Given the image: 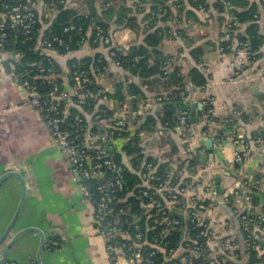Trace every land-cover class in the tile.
<instances>
[{
	"label": "crops",
	"instance_id": "obj_1",
	"mask_svg": "<svg viewBox=\"0 0 264 264\" xmlns=\"http://www.w3.org/2000/svg\"><path fill=\"white\" fill-rule=\"evenodd\" d=\"M64 1L69 7L87 9V5L82 4L83 0ZM183 1L180 19L177 17L178 10H168L160 14L153 23L147 18L151 8L147 4L134 9L135 20L129 23L131 25H127V21V24L118 26L113 19H108L111 45L118 48L124 56L132 48L144 46L152 55V64L155 53L166 58L169 62L168 77L180 79L181 88L189 90L186 102L191 113L195 114L203 109L210 100L213 119L199 122L195 118L196 122L190 126V130L196 134V141L185 139L174 128L166 129L171 117L164 115L160 105L158 107V99L169 89L167 80L144 79V85L140 87L144 98L135 99L134 102L137 110L140 101L146 102L147 109L141 116L138 113L140 119L133 116L129 137L118 139L115 150L125 146L127 139L132 138L141 148L142 161L137 160L136 154H119L123 166L133 174L140 177L144 169L150 166L152 173H163L166 178L178 180L179 185L194 184L199 188L200 194L203 193L204 186H209L215 195L205 201L208 206L206 222L214 229V233L220 232L221 236L238 245L239 262L245 264L241 253L244 242L241 227L231 202L235 192L245 184L255 178L264 181V146L251 150L242 164H236L233 161V147L222 145L214 148L211 139L220 135L218 133L225 123L237 122L232 129L234 136H228L238 139L251 137L264 129V0H230V5H224L221 10L209 1L203 11L194 10L188 0ZM242 2H247L248 6H244ZM43 6V2L38 4L40 15L43 13ZM251 6L256 11L254 21L237 20L231 15V12H236L247 17ZM188 13L190 16L186 17ZM54 16L52 13L49 18L43 17L49 23L44 24L42 31L47 29ZM234 20L235 32L227 37L225 24L233 23ZM250 28H254L256 36L263 42L254 49V64L236 78L230 66L231 50L220 52L218 48L220 44L227 42L234 46L239 40L237 38L246 36ZM158 30V45L148 46L147 36ZM96 54L108 62L104 76L98 80L106 91L112 93L117 83L134 80L126 70L112 63L109 50L104 47L94 48L85 44L74 53L60 55L51 52L49 57L61 68L64 86L69 90L71 82L65 77L69 63L72 60L80 62L86 57L93 58ZM6 58L7 55H0V177L12 168H20L25 187L13 177L0 186V236L19 207L22 191L25 195L15 226L0 246V260L5 247L17 232L34 228L40 233L34 231L18 238L10 247L6 262L36 264L44 237L46 240L58 239L61 246L53 251L44 250L40 255L41 264H127L122 259L115 263L108 261L105 253L106 238L96 231L93 204L84 198L74 184L70 164L53 144L51 131L41 113L28 104L24 89L7 75L3 67ZM135 80L137 84L142 82L136 77ZM128 102L131 103L128 107L131 111L134 103L132 100ZM192 106H197L194 111ZM174 115L177 116V111H174ZM92 116L88 114L86 118L90 127L97 124L92 121ZM148 116L153 118L155 125L146 124ZM98 125L107 128L110 122L100 121ZM204 126L209 128L206 130V139L201 134ZM208 141L209 146L206 144ZM249 193L247 191L246 195L249 196ZM223 222L226 225L217 229ZM188 232L187 229L183 231V241L187 240ZM263 250L261 247L258 251L260 256ZM246 264H251L248 259Z\"/></svg>",
	"mask_w": 264,
	"mask_h": 264
},
{
	"label": "built area",
	"instance_id": "obj_2",
	"mask_svg": "<svg viewBox=\"0 0 264 264\" xmlns=\"http://www.w3.org/2000/svg\"><path fill=\"white\" fill-rule=\"evenodd\" d=\"M48 1L49 3L43 6V12L47 16L55 13L57 4L65 3L64 0ZM40 2H44V0H0V55H7L3 67L7 75L24 89L28 104L41 113L45 124L51 131L53 144L70 164L74 184L77 185L84 198L93 204L96 231L106 238L105 253L108 261L115 263L122 259L127 264H240L238 245L221 236L220 232L214 233V229L206 222L205 213L208 212V206L205 205V201L208 197L215 195L214 191L209 186H204L203 193L200 194L197 186L190 185L181 189L182 186L176 184L172 186V178L152 173L150 166H147L141 173L140 178L145 189L140 191L138 198L142 200L141 208L144 210L143 215L146 219L156 217L155 223L160 230L155 234L154 239L146 240V233L142 234L140 231V217H133L128 227H123L118 221L109 220L111 206L115 204L117 194L124 189L121 174L124 169L122 165L116 164L114 154L116 141L129 137L127 134L129 129H124L127 118L125 115L117 116L108 126L110 130L103 134H95L89 130L85 134L68 131L64 126L67 113L65 110H59L60 102L70 103L75 97L76 104L74 106L81 110L87 96L98 100L101 92L89 94L88 90L81 89L73 83L69 90L67 88L58 94L59 87L53 83L52 90L42 96L34 88L33 80H50L55 77L53 60L49 57V53L55 52L51 48V42L58 41L56 36L47 34L45 39L39 40L36 43V49L43 59L26 64L28 70L24 72L25 74L19 71L16 62L20 56L8 53L6 48L9 38L8 31L18 32L20 30L24 36L23 41H28L31 28L36 22L35 18ZM105 7H110V4ZM172 7L175 6L172 5ZM234 25V23L225 24V36H230ZM91 29L95 32L92 41H90L88 33V38H81V44L107 48L112 59L114 53L111 51L113 47L110 33L107 36L100 26ZM219 51L222 52L223 49L219 48ZM255 61V53L248 41L236 43L233 47L230 65L233 76L240 77L246 68L254 64ZM106 69L107 67L101 68L96 78L103 77L104 73L100 72H105ZM33 70L37 72L34 77L32 79L25 78ZM72 74L76 80L80 79L79 81L82 83L90 81L85 70H75ZM186 92L189 90L187 89ZM208 102L210 104V100ZM71 104L73 105V103ZM146 106V102L141 101L138 110L132 114V118L138 113L143 114V111L147 109ZM84 115L87 118V114L84 113ZM96 118L99 119V116ZM188 118V111H179L174 130L185 139L196 141V134L190 130ZM196 119L199 122L204 121L203 118L197 117ZM122 132L123 134H120ZM201 134L203 139L207 138L206 130H203ZM211 140L214 148H217L219 144L232 146L234 163L242 164L251 150L264 146V132L247 138L238 139L232 136L225 138L223 136ZM91 185H93V192H91ZM258 188L264 189V181L255 180L245 184L242 189L235 192L231 202L241 227L240 233L244 241L241 253L245 264L251 250H255L258 256V260L251 264H264V258L258 252L261 250V246L257 245V242L263 241L264 238V208L252 206L250 197L246 195L247 191L250 192L252 189ZM151 212H155V215H151ZM178 216L183 218V221ZM183 223L193 225V229L197 230L196 236L191 238L188 234L187 240L183 241L179 251L167 250V243H162L167 236L174 231L191 230L188 227L183 228ZM223 225L226 224L223 222L217 229ZM145 226L147 232L155 229ZM60 246L58 239L46 240V251L56 250ZM149 248L153 250L150 251ZM157 254L161 255V262L155 259ZM4 264L14 263L5 262Z\"/></svg>",
	"mask_w": 264,
	"mask_h": 264
},
{
	"label": "trees",
	"instance_id": "obj_3",
	"mask_svg": "<svg viewBox=\"0 0 264 264\" xmlns=\"http://www.w3.org/2000/svg\"><path fill=\"white\" fill-rule=\"evenodd\" d=\"M7 1H16V0H7ZM58 1V0H57ZM211 1L214 3L215 7L218 10H221L224 5L229 6L230 0H196L195 2L192 0H188L189 5L195 10H204L207 8V3ZM49 3L48 0H44L43 5H47ZM229 3V4H228ZM233 3V2H231ZM243 3V2H242ZM83 5H87V9L83 10L77 9V6L69 7L65 3L57 4L55 16L52 19L51 24L47 27L46 30H43L44 24L49 23L48 19L43 18L47 16L44 12L40 15L37 13V17L35 18L36 22L33 24L30 32V39L28 41H23L24 36L21 31L18 32L8 31V45L7 51L12 55H19L20 58L17 60L16 64L21 73L27 71L26 64L42 60V56L39 55L38 50L36 49V43L41 39H45L46 35L50 34V36H56L58 38L57 42H51V48L53 51L60 55H65L68 53H74L78 51L83 45L81 44V38L87 37L88 33L90 34V41L95 36L94 30L91 28L95 26H100L103 32L108 36L109 35V24L108 19H113L114 23L118 26H122L124 23L131 25V21L135 20V12L134 9H138L139 7H143V5L147 4L151 8H149V13L147 18L150 21L155 23L158 20V16L163 14L168 10H178V18L182 17L181 8L184 6L183 0H83ZM107 4H110V7H105ZM144 5V6H145ZM175 6L174 8L172 7ZM234 5V3H233ZM244 6H248L247 2L243 3ZM235 6V5H234ZM133 9V10H132ZM180 10V11H179ZM98 11L99 14H98ZM256 13L255 8L253 6L248 8V16L242 17L240 14L236 12H231V15L234 16L237 20H247L254 21V14ZM134 14V15H133ZM150 15V16H149ZM190 16L189 13L186 14V17ZM42 22L43 25H42ZM236 23V20L233 22ZM234 26L231 31H234ZM155 31L151 36H147V45L151 47H155L159 43V37L156 36ZM231 36V34H230ZM229 36V37H230ZM88 38V37H87ZM237 42L248 41L252 50H256V48L260 47L262 44V39L256 36V32L254 28H250L249 33L246 36L238 37ZM231 41V40H230ZM234 44V45H235ZM230 45L229 47H227ZM92 47L96 48V45ZM233 45L229 42L220 44L219 48L223 49L225 52L227 49L231 50L233 54ZM218 48V49H219ZM111 51L114 53L112 58V63H115L116 66L122 67L126 70L130 75L134 77V80L131 82H119L115 85V89L112 93L106 91L102 84H99L96 78V75L99 70L103 67H108V62L102 59L99 55H95L92 57H86L84 60L78 62L72 60L68 67L69 71L65 75L67 79H70L71 84L75 83L81 89H85L89 91V94H96L101 92L99 95V99L95 100V98H91L87 96L85 98V104L81 106V110L76 108L74 104H76V98L73 97L70 103L60 102L58 108L60 111H66L67 116L64 121V126L68 129L69 132H74L75 134H85L87 130L91 131L95 134H103L110 129L101 128L98 123L100 121H109L110 123L115 120L117 116L125 115L126 125L124 129H130L131 123L134 119H132V114L137 111L135 106V99H143V92L141 90V86L144 85V79H157L162 78L167 80L168 90L165 92V95H161L158 100V107L164 110V115H168L171 117L166 129H173L176 126L178 112L181 110H186L189 112V126H192L196 122V117L212 120V113L209 112L211 109V105L209 102H206V106L203 109L198 110L195 114L192 112L190 108L187 106L186 98L187 92L181 88L180 79L176 80V78L170 76L168 72V61L166 58H161L159 54L155 53L154 64L150 63L152 55L144 46L134 47L130 50V53L126 56L122 55V52L118 50V48H112ZM53 70L55 73L54 79L50 80H42L37 79L33 80L34 88L42 95H46L53 88V83H56L59 87L58 94L66 90L63 81V73L61 68L53 61ZM75 70H85L87 72V78L90 80L89 82L82 83L79 80H76L73 76V72ZM166 71V72H165ZM37 72L35 70L29 72L25 78L32 79ZM105 73V72H100ZM168 74V75H167ZM175 75V74H174ZM135 77L141 79L142 82L137 84ZM136 81V82H135ZM175 84V85H174ZM178 85V86H177ZM73 86V85H72ZM159 97V96H157ZM128 100H132L134 103V109L130 111L127 106ZM106 101V102H104ZM103 102V104H100ZM141 102V101H140ZM109 105L111 108H109ZM66 106V108H65ZM174 111H177V116L174 115ZM84 113L87 115H93L92 121L97 123L96 125L90 127L88 120L86 119ZM99 116V119L96 117ZM141 116V114L139 115ZM136 114L135 118L139 117ZM96 118V119H95ZM243 119V117H242ZM81 120V122H79ZM152 123L155 125V121L151 116L146 118V124ZM234 124L225 123L223 124V128H221L220 134L218 137L227 138L228 135H233L232 131ZM81 129V130H80ZM209 129L207 126L203 127V130ZM123 131V130H122ZM218 132V131H217ZM263 130L258 131L255 134H263ZM120 134H123L120 133ZM129 134V132L127 133ZM125 146L117 147L114 154V160L116 164L122 165L121 163V155L120 152L125 155L131 156L133 154L137 155V160L139 162L142 161L143 154L141 148L138 143L132 138L127 139ZM222 144H219L221 147ZM117 153V154H116ZM124 171L121 173L124 181V189L122 192L117 194V200L115 204L111 206V212L109 216V220L118 221L120 225L123 227H128V224L133 220V217H140L141 220L139 222L140 231L142 234L146 233V240H153L155 234L159 232L160 228L157 223H155L156 217H152L149 220L146 219L145 215H143L144 210L141 208L142 200H139L140 191L145 189L142 186L141 178L135 174H133L127 167L123 166ZM144 172V171H143ZM161 176H166L165 174L158 173ZM260 181V178H255L253 181ZM188 182V181H187ZM262 182V181H261ZM178 180L172 181V186L176 184L177 186H182L181 188H186L187 186H194V184H181L179 185ZM91 192H93V185ZM251 205L254 207H262L264 208V189H252L249 193ZM151 215H155V212H151ZM174 216V215H173ZM183 221V218L179 217ZM155 228L149 232L146 231V226ZM183 228L188 227L191 229L188 234L189 236L195 237L197 234V230L193 229V225L182 224ZM183 230H178L172 232L169 236H167L162 243H167V250L177 251L184 240ZM257 245H260L264 248V238L263 241L257 242ZM149 250H153L150 249ZM262 258H264V250L261 253ZM257 254L255 250H251L248 254V261L250 263H254L258 260ZM155 259L161 262V255L157 254Z\"/></svg>",
	"mask_w": 264,
	"mask_h": 264
},
{
	"label": "water",
	"instance_id": "obj_4",
	"mask_svg": "<svg viewBox=\"0 0 264 264\" xmlns=\"http://www.w3.org/2000/svg\"><path fill=\"white\" fill-rule=\"evenodd\" d=\"M130 102L127 103V106L130 107ZM197 106H192V111H194L196 109ZM207 146L210 145V141H208L207 143ZM22 169L20 168H12L10 171L4 173L1 177H0V186L2 185V183H4L8 178L10 177H13L15 179H17L19 182H21L23 184V186L25 187V182H24V179L22 176H20V171ZM22 190H24L22 188ZM24 191H22V197H21V202L19 204V207L16 211V213L14 214L11 222L9 223V225L7 226L6 230L1 234L0 236V246L3 244V242L8 238V235L12 232L14 226H15V223L17 221V218L21 212V209L23 207V203H24ZM39 232V230H36L34 228H26L24 230H21L19 232H17L15 234V237H13L10 242L7 244V246L5 247V251H4V255L2 257V259L0 260V264H4L6 261H7V253L10 249V247L12 246V244L18 239L20 238L22 235L24 234H27V233H30V232ZM45 244H46V239H44V237L42 238V241H41V244H40V247H39V250H38V255H37V263L36 264H41V258H40V255L41 253L46 250L45 248Z\"/></svg>",
	"mask_w": 264,
	"mask_h": 264
},
{
	"label": "rangeland",
	"instance_id": "obj_5",
	"mask_svg": "<svg viewBox=\"0 0 264 264\" xmlns=\"http://www.w3.org/2000/svg\"><path fill=\"white\" fill-rule=\"evenodd\" d=\"M52 16V13L48 15V18Z\"/></svg>",
	"mask_w": 264,
	"mask_h": 264
}]
</instances>
